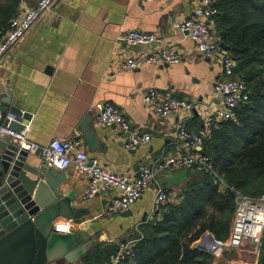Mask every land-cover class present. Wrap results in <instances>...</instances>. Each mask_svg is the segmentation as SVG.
<instances>
[{
  "label": "crops",
  "instance_id": "0c3cea01",
  "mask_svg": "<svg viewBox=\"0 0 264 264\" xmlns=\"http://www.w3.org/2000/svg\"><path fill=\"white\" fill-rule=\"evenodd\" d=\"M36 2L20 0L19 6ZM195 4V0H56L0 60V114L14 100L31 114L28 120L18 118L26 126L29 140L43 145L51 137H78L90 156L117 172L135 173L142 164L182 151L177 138L181 121L208 139L214 130L207 129L203 120L221 103L213 88V80L222 73L221 60L218 53L202 57L186 32L172 26L173 21L189 17ZM210 25L220 41L215 23ZM128 29L157 32L163 40L151 46H130L119 39ZM164 45L180 52L182 60L123 68L127 57ZM149 86L162 96L184 97L193 107L162 117L143 100V91ZM105 101L117 106L140 133H150V142L125 149L118 126L96 125L93 106ZM89 129L95 139L91 143L85 138ZM2 139L0 136V142ZM28 157L33 163H44L38 152H29ZM55 169L63 177L59 185L63 194H71V206L88 212L79 219L58 216L53 221L54 225L69 224V231L63 232L84 231L87 242V251L77 260L62 259L55 264H87L83 256L98 246L107 255L129 239V234H139L143 222L155 218L151 209L157 188L166 190L168 204H177L186 185L201 176L194 167L166 169L144 188L129 214L103 215L101 210L112 191L85 197L89 176L79 174L72 164ZM257 258L258 245L245 240L239 247L223 248L214 255L213 264H257Z\"/></svg>",
  "mask_w": 264,
  "mask_h": 264
},
{
  "label": "built area",
  "instance_id": "2783aa9c",
  "mask_svg": "<svg viewBox=\"0 0 264 264\" xmlns=\"http://www.w3.org/2000/svg\"><path fill=\"white\" fill-rule=\"evenodd\" d=\"M56 0H37L34 5H23L8 20L6 28H0V60L2 56L21 38L32 24L40 17L44 10L50 8ZM196 4L189 17L172 22V26L186 34L195 42L202 57L211 58L218 53L221 60V76L213 80V88L219 95L221 103L204 117L203 123L207 129L218 130L225 121L237 118V107L246 98L248 87L245 81L235 73V61L227 50L219 46V40L213 35L211 23L213 14L217 11L218 0H195ZM119 39L125 44L133 46L146 44L151 46L159 43L163 38L157 32H147L137 29H128L121 32ZM182 54L174 48L164 45L152 47L140 55L127 57L123 68L135 69L145 63H178ZM143 100L151 104L154 111L167 117L180 110H190L193 102L184 97L160 95L157 88L149 86L143 91ZM94 121L98 126H118L120 135L124 137V148L134 149L142 143L151 140L148 132L140 133L137 127L124 116L122 111L113 103L97 102ZM0 136L8 138L29 152H38L47 166L64 169L74 165L81 175L89 176L90 183L85 197L112 191L109 201L101 210V214L109 215L128 210L131 204L143 193V190L155 180L158 173L180 167H194L212 177L213 184L219 189L229 188L234 192V214L229 236L225 240L216 238L206 231L197 241L212 247L215 256L223 248H236L245 240L259 244L264 230V194L251 196L241 192L233 186L227 185L215 172L212 158L203 151L204 136L201 132L190 130L186 123L178 125L177 138L182 145V151L158 157L151 164L138 166L135 173L117 172L101 164L96 157L90 156L78 137L59 138L51 137L47 143L40 145L28 139L26 126L14 130L0 122ZM169 195L163 188H157L152 200V213L166 212ZM60 231H69V224L56 225ZM211 235V238H209ZM134 238L120 243L107 256L103 264H122L126 255L133 253Z\"/></svg>",
  "mask_w": 264,
  "mask_h": 264
},
{
  "label": "trees",
  "instance_id": "16d2710c",
  "mask_svg": "<svg viewBox=\"0 0 264 264\" xmlns=\"http://www.w3.org/2000/svg\"><path fill=\"white\" fill-rule=\"evenodd\" d=\"M20 0H0V28L19 10ZM217 36L229 46L235 73L248 91L237 107V118L225 121L204 140L203 151L227 185L251 196L264 193V0H218L213 14ZM224 31V34H219ZM182 192L177 204L143 222L133 238V253L122 264H213L214 254L196 246L206 232L224 240L234 214V192L219 189L201 172ZM211 208V212L207 210ZM100 247L82 261L103 264ZM257 264H264V232L258 244Z\"/></svg>",
  "mask_w": 264,
  "mask_h": 264
},
{
  "label": "water",
  "instance_id": "95a60500",
  "mask_svg": "<svg viewBox=\"0 0 264 264\" xmlns=\"http://www.w3.org/2000/svg\"><path fill=\"white\" fill-rule=\"evenodd\" d=\"M219 46L229 48L222 40ZM30 115L13 100L1 111L0 122L20 130L24 124L19 119L28 120ZM85 138L90 143L95 141L92 129ZM0 146V264H55L62 259L74 262L87 251L84 231L63 232L53 221L58 216L79 219L88 212L71 206V194H63L59 186L63 177L55 167L33 163L29 152L12 140L2 139ZM120 213L127 215L129 210ZM197 246L213 250L204 243Z\"/></svg>",
  "mask_w": 264,
  "mask_h": 264
},
{
  "label": "rangeland",
  "instance_id": "374dc122",
  "mask_svg": "<svg viewBox=\"0 0 264 264\" xmlns=\"http://www.w3.org/2000/svg\"><path fill=\"white\" fill-rule=\"evenodd\" d=\"M195 172H196V174H197V175H199V174H200V171H198L197 169L195 170ZM263 194H264V193H263ZM258 196H259V195H258ZM211 210H212V209H211V208H209V209L207 210V213H210V212H211ZM263 232H264V230H263ZM262 234H263V233H262ZM125 235H126V234H125ZM125 235H124V236H125ZM135 235H136V233H133V234H131V235L129 234L127 237H129V236H130V238H133ZM117 241H118V240H117ZM110 247H111V249H113V246H110Z\"/></svg>",
  "mask_w": 264,
  "mask_h": 264
}]
</instances>
